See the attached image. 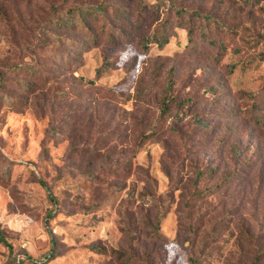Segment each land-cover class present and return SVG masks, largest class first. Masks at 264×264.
<instances>
[{
	"label": "rangeland",
	"instance_id": "374dc122",
	"mask_svg": "<svg viewBox=\"0 0 264 264\" xmlns=\"http://www.w3.org/2000/svg\"><path fill=\"white\" fill-rule=\"evenodd\" d=\"M137 1L0 0V170L11 166L0 225L13 248L0 245V264H250L264 246V0H140V27L117 42L87 44L53 23L84 3H116L133 21ZM170 3L213 13L226 50L191 43L175 21L167 43L145 50ZM170 71L171 96L193 103L175 123L177 103L162 110ZM194 115L210 126L193 128Z\"/></svg>",
	"mask_w": 264,
	"mask_h": 264
},
{
	"label": "trees",
	"instance_id": "16d2710c",
	"mask_svg": "<svg viewBox=\"0 0 264 264\" xmlns=\"http://www.w3.org/2000/svg\"><path fill=\"white\" fill-rule=\"evenodd\" d=\"M247 4L255 5L259 4L260 0H246ZM136 8L135 11L137 13V19L131 21V17H129V13L126 11H120L119 9H122V7L118 6L116 3H100L98 5H91V4H76L71 6L70 9L63 15L59 16L56 19H54L53 23L54 25L59 27H65L67 29H71L75 32L81 31L83 36L86 38L87 44H97L98 39L100 36H105L107 40L111 42H117L121 40L122 38H126L128 34V30L132 28V26L140 27L141 20L140 15L142 14L143 6L141 5L140 0L137 1L135 4ZM159 4L155 5V10H159ZM170 9H167L170 14L168 18L166 19V22L163 25H160L157 27L153 32L147 34L146 36H143L141 38L143 48L145 50H148L150 43H156L159 46L164 45L168 42L169 37L166 34V23L171 24L173 21L177 22L178 26L181 28H184L187 30V34L189 36V40L191 43L195 42V38L197 40H204L208 41L210 44H212L214 47H217L223 53L226 50V47L223 42V38H218L216 35L217 30L225 32L226 30L223 27L222 22L215 17V15L211 12H205L202 9H194L192 11L187 10L185 7H177L175 4L170 3L169 7ZM145 10V8H144ZM158 12V11H154ZM124 24V25H122ZM48 36L58 44H65L68 47L74 46L79 44V47H82V44H80L78 41L75 42L73 38L70 37H62V35H59L55 31H47ZM57 57H60V55H56ZM264 57V55H263ZM60 59V58H59ZM60 60H66L65 58H61ZM111 61H105L104 65L98 70V75L102 76L108 68H111L112 66ZM19 70L26 69L29 73H41V71L35 69L34 66L31 65H24L22 67L17 68ZM174 85V80L172 77V71L168 74V80L166 89L164 91V96L162 97V103H163V114H166L169 110V106L176 102V114L174 117V123L182 120L186 117L187 112L181 113L182 109L189 105V107H192V99L191 98H185L182 100H177V98L174 96H171V90ZM249 97L252 99L258 98L257 92H250ZM3 99L6 102H11L12 99L8 97L7 95L3 94ZM251 99V100H252ZM256 105V103H254ZM257 106V105H256ZM256 122L258 124H261L264 126V115L262 117H258L256 119ZM192 126L193 128H208L210 125L207 121H205L202 116L200 115H194L192 118ZM53 132L55 129L52 130ZM196 174V180L195 183H198L201 178L205 175V169L204 168H198ZM236 172V171H235ZM235 172L232 174H228L225 177V180H231L233 176L235 175ZM11 173V166L8 164V166L2 168L0 170V174L4 177H9ZM85 174V173H84ZM86 177L94 179L93 175L85 174ZM212 191L210 190H201L199 191V194L196 198L204 197L205 195L211 194ZM159 223L158 221L157 227L154 229V232L150 234L151 237L160 238L159 233ZM240 234L242 236V239L246 242H248L249 246L255 247L254 241L257 240V236L252 235L248 229H241ZM0 245L6 247L10 255L13 253L12 245L9 243L7 239V235L3 229V227L0 225ZM261 246V244H260ZM92 250L97 252H108V250L104 247L100 246H94L92 247ZM110 253L116 254L118 258H123L126 256V253L121 250L116 249H110ZM126 262H129L130 260L125 258ZM264 261V246L255 247L254 248V256L252 259V262L250 264H263ZM194 264L197 263L196 260H192ZM18 264H22L21 261L18 262Z\"/></svg>",
	"mask_w": 264,
	"mask_h": 264
}]
</instances>
